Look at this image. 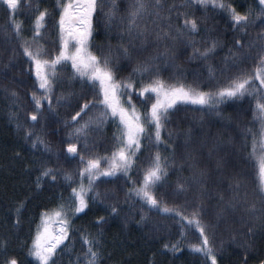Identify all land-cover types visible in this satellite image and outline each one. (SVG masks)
<instances>
[{
    "label": "trees",
    "instance_id": "1",
    "mask_svg": "<svg viewBox=\"0 0 264 264\" xmlns=\"http://www.w3.org/2000/svg\"><path fill=\"white\" fill-rule=\"evenodd\" d=\"M28 2L29 0H24L15 14V22L22 23L19 37L15 35V30L11 26L12 14L6 10L3 3H0V242H7V250L0 251V264H3L6 258H16L18 264H34L33 258L28 255V250L35 228L41 221V213L49 210L56 197L66 191L67 183L63 180V174L65 172L75 174L82 166L79 155L69 158L66 151L70 143L66 133L70 126L66 127L65 121L74 114L75 110H78L75 107L76 97H73L72 107L68 105L57 107L53 100L54 113L47 111V102H45L39 122L33 125L28 121V116L34 107L31 95L37 89L34 73L30 70V62L22 55L20 45L25 40L32 41L33 28L29 12L37 4L41 10L47 9L49 15L43 36L35 41L34 47L41 46L45 50L46 59L56 55L59 50V33L56 28L59 18L58 0H30L32 8L25 7ZM99 2L103 7L94 14L90 50L93 54L99 55L106 53L111 47L113 63L120 68L116 73V79L121 80L129 75L135 64L134 60L132 62L125 60L117 51L121 43L129 42L127 37L121 41L118 33L125 31L126 17L134 0H99ZM161 2L164 6V15L168 14L167 10L173 4L187 5L175 9L172 13L173 34L175 27L184 20L183 16L176 18L177 11L187 12L188 19H195L198 22L200 31L193 37H181L174 42L163 41L158 48L152 45L143 54L144 56L155 54L157 50L162 52L166 46L169 47L176 56L175 65L185 73L183 82L199 87L203 91L217 90L237 72L254 70L258 54L261 52L259 44H264V40L257 42V34L264 31V25L260 23L249 25L247 34L244 35L233 28L229 16L219 9H212L211 6L202 8L189 4L187 0H161ZM224 3L232 4L242 14L250 10V0H224ZM113 4H115V18L109 22L106 14L112 9ZM188 39L198 41L197 46H202L206 39H215L219 42L216 55L207 63L221 65L222 58L228 55L229 48L246 58L237 68L231 69L223 76L217 74L216 80L210 82L204 67L205 62L189 60L192 48L186 44ZM235 40H242L245 47H234ZM249 43H256L257 46L249 51L247 49ZM161 67L163 68L162 62ZM57 71L55 96L69 92L79 96L83 90L87 93L86 99L89 101L98 97V91L91 86L82 85L79 80L70 81L71 72L66 65L59 67ZM161 75L170 83L175 82L176 68L169 67L163 70ZM148 80L149 77L141 79L137 76L135 78L137 91L148 83ZM12 91L16 92L15 97L11 96ZM37 94L41 93L37 91ZM125 97L128 99L127 95ZM141 99L136 94L132 96L133 104L140 102ZM84 102L85 98L79 99V103ZM254 105L255 101L252 97L246 96L221 105L218 109L219 115L193 105H179L173 109L162 132L163 143L157 148L151 146L148 140H144L143 150L138 153L136 167L131 170L130 177L121 175L119 178H101V182L96 186V191L101 194L100 199L90 203L85 213L77 214L72 220L75 225V231L72 233L75 246L82 251L76 232L81 229L93 235L100 234V264H205V258L201 254L193 253L188 249L200 241L199 233L194 227H182L186 221L182 222L174 213L168 215L158 209L150 210L139 200L126 201L125 193L133 186L132 181L138 183L142 180L143 168L149 163L150 154L160 152L162 157L167 158L169 173L166 180L155 189V195L161 206L166 205L190 217L194 209L203 203L204 222L216 224L215 212L218 203L216 199L210 200L207 195L201 198L198 185H191L190 190L184 193H177L176 185L192 175L191 162L187 159V154L204 140H207L209 145L220 140L225 143L226 151L230 156L229 172L238 174V178L243 181L241 191L246 190L249 194L253 192L258 186L259 176L255 161L249 153L252 132L260 128L259 122L255 120ZM18 124L20 127H17ZM28 129L41 135L48 142L52 152L43 153L42 150L32 149L31 141L24 139L25 131ZM189 130H191L192 143L185 146ZM117 134L115 124L110 121L90 133L87 150L83 149V141H81L77 146L78 151L86 159L90 156H109L116 146L114 137ZM203 151L206 154L207 148ZM41 163L55 168L59 175L54 183L51 182L50 177L42 181V188L37 191L34 181L39 174L36 169ZM209 187L214 190L215 185L210 184ZM21 202L23 207L19 213L20 224L15 225L16 208ZM115 205L119 206L118 215L111 213V206ZM235 215L239 217L240 213ZM101 216L105 217V222L96 224L95 221ZM233 221V214L226 213L218 227L209 232L212 245L219 253L218 264H261V261H264V235L257 232L249 247L248 237L241 234L246 232V228ZM233 235L236 236L235 241L232 239ZM221 242H223L222 250ZM176 243L179 244L177 247L179 250L175 253L165 247ZM54 260L55 264H65L57 257ZM207 264L211 262L208 261Z\"/></svg>",
    "mask_w": 264,
    "mask_h": 264
},
{
    "label": "snow or ice",
    "instance_id": "2",
    "mask_svg": "<svg viewBox=\"0 0 264 264\" xmlns=\"http://www.w3.org/2000/svg\"><path fill=\"white\" fill-rule=\"evenodd\" d=\"M0 2L12 14L11 26L15 30V35L19 37L22 23L15 22V14L24 0H0ZM189 4L202 8L211 6L212 9L221 10L229 16L233 28L244 35L247 34L249 25L256 23L264 25V0H258L255 19L252 16V10L242 14L232 4L224 3V0H189ZM58 5V53L46 59L44 58L45 50L39 45L34 47L35 41L43 36L45 22L49 15L48 10H41L38 4L33 9L36 14L32 21V41L25 40L20 45L22 55L30 62V70L34 73L35 87L41 93L38 95L37 91H33L31 95L34 107L28 116V121L33 125L39 122L45 102H47V111L54 113L53 100L57 107L60 105L72 107L73 97H76L75 107L78 110H75L74 114L65 121L66 127L74 126L68 134V139L74 140L75 143H69L66 151L69 158L79 155L82 166L75 174L70 172L63 174V180L71 188L67 201L64 202L62 198V202L58 203L55 208L41 213L40 225L28 250V255L33 258L34 264H55L54 258L57 251L69 239L72 229L71 217L85 213L90 203L100 199L101 194L96 191V186L101 182V178H119L121 175L130 177L131 170L136 167L138 153L143 150L144 140H148L151 146L157 148L163 143L162 132L173 109L179 105H193L219 115L218 109L221 105L246 96L252 97L255 101V120L260 124L259 130L252 132L251 152L249 153L255 161L259 176L258 186L251 194L246 190L242 192L243 181L238 178V174L229 172L231 162L225 143L217 140L209 145L207 140H204L187 154V159L191 162L192 175L184 182L177 183L176 192L184 193L190 190L191 185H198L201 198L207 195L210 200L216 199L218 202L215 212L216 224L204 222L203 203L194 209L190 217L166 205L161 206V202L155 195V189L166 180L169 173L167 158L162 157L160 152L150 154L149 163L143 168L142 180L138 183L132 181L133 186L125 193V200H139L150 210L158 209L168 215L174 213L182 222L186 221L182 227H194L199 233L200 241L191 245L190 250L201 254L205 258V264L208 261L211 264H218L219 253L212 245L209 232L218 227L226 213L233 214V222L246 228V232L241 234L248 237L247 245L250 247L257 232L264 235V44H259L261 52L258 54L257 64L253 71L237 72L228 78L224 86L215 91L200 90L199 87L183 82L185 73L175 65L176 56L169 47L166 46L162 52L157 50L155 54L143 55L152 45L158 48L163 41L174 42L181 37H193L199 33L198 22L195 19H188L187 12L177 11L176 18L183 16L184 20L182 24L175 27V34H173L172 13L175 9L187 5L173 4L168 8V14L164 15L161 0H134L126 17L125 31L118 33L121 41L127 37L129 42L121 43L117 51L125 60L129 62L134 60L135 64L126 78L117 80L116 73L120 68L113 63L111 47L106 53L99 55L93 54L90 50L94 14L103 7L99 0H58ZM25 7L32 8L30 0ZM114 10L115 4L106 14L109 22L115 18ZM261 40H264V31L257 34V42ZM198 43L194 39L186 41L187 46L192 48L189 60L205 62L204 67L210 82L216 80L217 74L223 76L231 69L237 68L246 58L229 48L228 55L222 58L221 65L207 63L211 57L216 55L219 42L215 39H206L202 46H197ZM256 46V43H249L247 49L250 51ZM73 47L74 52L71 50ZM234 47L244 48L245 44L242 40H235ZM69 62L71 64L69 80H79L82 85H89L93 89L98 84L97 98L87 100V93L83 90L79 96L74 92L55 96L57 69ZM169 67L176 68L175 82L170 83L161 75V72ZM137 76L141 79L149 77L148 83L138 91L135 82ZM257 81H259L258 85ZM133 94L142 98L141 103L143 104H147L153 97L155 99L145 111L141 112L132 102ZM16 95L15 91L11 92V96ZM125 95L128 97L127 100L124 99ZM80 98H85V102L79 103ZM93 108H101L102 111L84 119ZM109 119L118 120V134L114 137L116 146L113 152L110 156H90L86 159L80 154L77 146L83 141V149L87 150L90 133ZM17 127L20 125L18 124ZM24 139L31 141V147L34 150H42L43 153L52 152L48 142L32 129L25 131ZM191 143V130H189L185 146ZM204 148H207L206 154L203 151ZM102 164L107 166L102 168ZM36 170L39 173L34 181L37 191L41 190L42 181L50 177L51 182L54 183L59 175L55 168L47 167L43 163ZM210 184L215 185L214 190L210 189ZM225 184H227L226 187ZM22 207L21 202L16 208L15 225L20 224L19 213ZM111 213L118 215L119 206H111ZM236 213H240L239 217H236ZM141 219L143 220L144 217L142 216ZM104 222L105 217L103 216L95 221L96 224ZM232 239L235 241L236 236L233 235ZM81 240L84 250L82 257H77V264L81 259L84 264H100V240L91 234H82ZM165 247L174 253L179 250L176 245ZM222 247L223 242H221V250ZM6 250L7 242H0V251ZM3 264H18V260L6 258ZM261 264H264V261H261Z\"/></svg>",
    "mask_w": 264,
    "mask_h": 264
},
{
    "label": "rangeland",
    "instance_id": "3",
    "mask_svg": "<svg viewBox=\"0 0 264 264\" xmlns=\"http://www.w3.org/2000/svg\"><path fill=\"white\" fill-rule=\"evenodd\" d=\"M187 1H189V0H187ZM0 3H2V2H0ZM257 5H258V0H250V3H249V9L252 10V16H253V18H256V15H257V11H258ZM248 12H249V11H247V13H248ZM35 14H36V13H35L33 10H31V11L29 12V16H30V19H32V21H33V19H34ZM58 19H59V18H58ZM57 21H58V20H57ZM56 28H57V32L59 33L58 23H56ZM90 41H91V38H90ZM71 50L74 52V51H75V48L73 47ZM66 66L69 68V70H70V72H71V64H70V62H69L68 64H66ZM256 83H257V85H258V84H259V81H257ZM95 89H96L97 91H99V85H98V84L96 85ZM124 99L127 100L126 97H124ZM154 99H155V98L153 97L152 100H154ZM151 102H152V101H151ZM151 102H150V103H147V104H143V103H141V101H140V102H138V103H134V104L136 105V107H137V109H138L139 111L143 112V111H145V110L147 109L148 106H150ZM126 106H127V105H126ZM101 111H102L101 108H93V109L90 110L89 114H88L84 119H87L88 116H94V115H97V114H99ZM110 121H112V122L115 124L116 130H117V133H118V128H117L118 120H111V119H109V120L105 121L101 126H104L106 123H108V122H110ZM81 122H83V121H81ZM101 126H100V127H101ZM72 127H74V126H70L69 129L67 130L66 138H67V140H68L70 143H75L74 140H69V139H68V134H69V132L71 131V128H72ZM112 152H113V151H112ZM112 152H111V153H112ZM110 155H111V154H110ZM110 155H109V156H110ZM106 166H107L106 164H102V168H103V167H106ZM85 183H86V181H85ZM73 186H75V185H73ZM70 192H71V188H70L68 185H66V191H65L64 193H62V194H59V195L56 197V200L54 201L52 207H51L49 210L55 208V207L57 206L58 203L62 202V198H63V201L66 202V201H67V198H68V196H69V194H70ZM74 217H75V216L71 217V223H72V220L74 219ZM40 222H41V221H40ZM39 225H40V223L38 224V226H39ZM38 226L35 228V231H34V233H33V237H34V235H35V233H36V230H37ZM74 226H75V225H73V223H72V229H71V231H70L69 239L66 240L65 244L62 245V246L59 248V250L57 251L56 256H55V257H57L59 260H61V261H62L63 263H65V264H77V257H78V256H81V257H82V255H83V250H84V249H83V245H82L81 236H82V234H85V235H86V234H90V233H88V232H84V231H82L81 229H78V230L76 231V232H78L77 234H78V236H79V242H80V244H81V246H82V251H81L78 247L75 246L74 241H72V233L75 231ZM91 236L96 237V238L99 239L100 234H99V233H95L94 235L91 234ZM33 237H32V239H33ZM99 240H100V245H101V239H99ZM31 243H32V240H31V242H30V244H29L30 246H31ZM174 245H176L177 247H179V244H178V243H176V244H174ZM30 246H29V247H30ZM100 248H101V247H100ZM188 249L190 250V247H189ZM166 250H167V249H164V251H166ZM31 258H32V257H31ZM79 264H84L83 259L80 260Z\"/></svg>",
    "mask_w": 264,
    "mask_h": 264
}]
</instances>
